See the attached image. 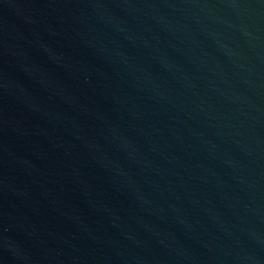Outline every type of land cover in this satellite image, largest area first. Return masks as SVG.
Masks as SVG:
<instances>
[{
    "label": "water",
    "instance_id": "95a60500",
    "mask_svg": "<svg viewBox=\"0 0 264 264\" xmlns=\"http://www.w3.org/2000/svg\"><path fill=\"white\" fill-rule=\"evenodd\" d=\"M0 264H264V0H0Z\"/></svg>",
    "mask_w": 264,
    "mask_h": 264
}]
</instances>
